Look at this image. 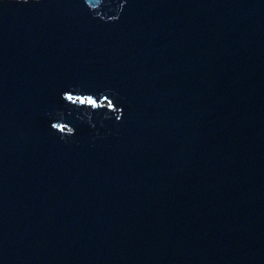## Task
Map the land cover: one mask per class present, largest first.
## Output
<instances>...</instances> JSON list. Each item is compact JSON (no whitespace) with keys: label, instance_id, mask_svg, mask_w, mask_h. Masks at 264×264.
Listing matches in <instances>:
<instances>
[{"label":"water","instance_id":"1","mask_svg":"<svg viewBox=\"0 0 264 264\" xmlns=\"http://www.w3.org/2000/svg\"><path fill=\"white\" fill-rule=\"evenodd\" d=\"M121 4L0 0V264H264V0Z\"/></svg>","mask_w":264,"mask_h":264},{"label":"clouds","instance_id":"2","mask_svg":"<svg viewBox=\"0 0 264 264\" xmlns=\"http://www.w3.org/2000/svg\"><path fill=\"white\" fill-rule=\"evenodd\" d=\"M17 3L27 4L29 0H16ZM102 0H84L85 5L88 7L89 11L93 12L95 17H99L101 20L107 21H116L119 19L120 11L123 8L121 4L117 9L114 15L103 16L99 11L100 4ZM111 92V90H105ZM115 95V93H113ZM61 99L70 105H73L77 108L83 107L84 111L79 115L81 120H84L88 123L90 127L95 128V123L92 119V112L99 111L100 109H106L105 118H108V112H111L114 115V118L117 122L122 119L123 108L122 106H117L113 99L109 95L104 94L103 92L97 95L84 92L79 88H70L69 90L62 91ZM56 115L59 119L50 121V128L59 134L61 140L67 141L69 137L75 135V128L72 127L69 123L64 122V116L62 112H57Z\"/></svg>","mask_w":264,"mask_h":264}]
</instances>
